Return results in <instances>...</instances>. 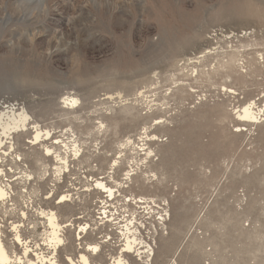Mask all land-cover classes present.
<instances>
[{"label":"rangeland","instance_id":"374dc122","mask_svg":"<svg viewBox=\"0 0 264 264\" xmlns=\"http://www.w3.org/2000/svg\"><path fill=\"white\" fill-rule=\"evenodd\" d=\"M67 96L79 99L75 110L63 104ZM250 102L264 112V0H0V110L24 107L54 131L60 143H48L70 164L60 181L55 156L43 154L41 176V150L18 139L35 178L12 175L22 181L12 185L11 214L2 220L8 246L14 224L31 245L42 244L37 211L50 207L62 225L74 224L63 233L68 245L57 249L60 264L77 256L78 224L90 227L82 242L102 241L86 221L89 192L61 210L53 202L103 178L130 197L167 203L169 221L149 238L156 242L151 264H203L209 246L220 264H264V121L243 126L236 114ZM143 148L157 161L146 164V178L124 183L125 161ZM240 189L250 196L242 210L233 204ZM248 218L262 225L259 232L243 227ZM114 237L90 257L94 264L118 255Z\"/></svg>","mask_w":264,"mask_h":264},{"label":"bare ground","instance_id":"6f19581e","mask_svg":"<svg viewBox=\"0 0 264 264\" xmlns=\"http://www.w3.org/2000/svg\"><path fill=\"white\" fill-rule=\"evenodd\" d=\"M225 91H227V89H225ZM229 92L234 94L233 91H229ZM140 95H142V94H140ZM79 103H80L79 99H77L73 96H67V97L63 98V104L66 107H68V110L74 109L75 107H77V105ZM236 114H237V119L239 120V122L243 123V126H252V125L257 124L256 122L264 121V112H263L262 108L259 109L256 107L255 102H250V103L246 104ZM241 129H242V126H241ZM241 129L239 127V131H242V130L245 131L244 128L242 130ZM28 136H30V137H28ZM20 137H22L24 140H26L27 146L30 145L31 147H34V148L27 147V150H29V151L30 150L31 151L38 150V149L41 150V159H37L35 161L36 164L39 165V175L41 174V176H43V174L47 173V167L44 166L45 160H44V158L42 159L43 154L47 155V156L48 155L50 156L53 154V156H55L54 160L56 161V163H53L54 164L53 167L55 168L53 172L55 173L56 176L60 177V179H59L60 181H61V175L66 173L68 168L70 167L68 157H66V156L61 157L62 155H59L58 151L53 150V146L52 147L50 146L51 144L49 145V143H50L49 141L52 140L53 142H51V143H55V141H57V139H55L56 137H54V131L51 132V130L42 128V126L38 123V121L35 120L24 107H20L17 104L7 106L5 109L0 110V264H60L58 261L57 249L62 244H64V246L68 245V243L65 240V236L63 233H64V230L66 228L69 229V227H71V226H73L72 228H74V224L72 223L73 222L72 219L71 220L68 219L62 225L59 222V215L56 212L57 211L56 208L50 207V208H48V210L47 209H38V211L36 210L37 207H33L32 210L29 208V211L31 213L30 214L31 219H32V213L35 214V212H34L35 210L39 213L40 216L43 217L42 219H44L43 220L44 223L42 224V228L44 230H43V234L41 235V237L43 239V240H41L42 244H39L38 242H36L33 245H31V242H29L26 238H23V236L20 232V231H22L21 224H14L13 226H11V229L8 227V229L11 231V232L9 231V233H10L9 236L11 237L9 246L6 242V236L7 235H6V231L4 230L5 226L3 225L2 220L5 217H7V214L10 213V212L7 213L8 211H6L7 210L6 206L9 203V206L11 207V205H12L11 202L13 199V193H15L17 191L15 189H13L12 185L16 184L17 182L22 181L18 178H15V177H13V179H16V180H13V179L11 180L12 175L15 173V176H16L17 175L16 173H18V174H21V176H25L26 178L25 177L24 178L27 179L26 183H28V181H29L28 179L35 178L34 177L35 172H33L32 170L29 171V169L27 171V169L24 168L25 163L28 162L30 159H29V155H28L29 153L21 152L22 153L21 154L18 151V148H17L18 147V139ZM24 143H25V141H24ZM59 143L60 142H58V144ZM64 143H65V141H64ZM64 143L61 142V145H64ZM19 144H21V143H19ZM23 145L21 144L20 146H23ZM75 145H76L75 141H73L72 147L74 149L71 151L72 159L76 158L79 154V150H78L79 148H77V146H75ZM129 146H130V143H129ZM24 150H25V147H24ZM12 161L14 163H16L17 165H13ZM19 165H21V166H19ZM53 167H50V169L52 170ZM41 176H40V178H41ZM102 179L103 178L96 179L94 181L95 187H96L95 190H99L102 193H108L109 196H112V187L108 186L107 182H102ZM56 184H58V183H56ZM116 184L114 183V185H116ZM58 187H59V185H58ZM117 187L121 188L118 185H117ZM23 189H26V187L24 186ZM121 189H123V188H121ZM23 191H24L23 192L24 195L26 196V193H27L26 190H23ZM37 191H38V189H37ZM49 194H47V195H49ZM47 197H49V196H47ZM47 199H46V201H49ZM72 200L69 202L68 199L66 198V196H63L61 198H58L57 202L55 204L53 202V206L57 207L61 210V207H67L68 204H72ZM134 200L136 201L135 203H137V200H140V197L138 199H135V197H134ZM28 203H30V201L26 202V207H23V209H25V210L28 209V206H27V205H29ZM54 210H56V211H54ZM22 217L26 218V214L24 212L22 213ZM16 218H17V216H16ZM14 220H16V219H14ZM4 221H5V219H4ZM21 221H23V220H21ZM12 222L14 223V221H12ZM26 224H28V223H26ZM124 228H125V232L122 233L124 238L126 239L125 247H123L124 251H121L118 253V251L120 250V249H118L116 252L118 255L112 256L108 260V262L104 263V264H131L128 262L127 257H125L124 255L131 256V254H132L131 252H133V250H134L133 246L136 243V241H139V237H137V235L134 233L136 230L133 231V229H131L128 225H126ZM77 229H78L77 234L75 232H72V235H73L72 237L75 241L74 249L78 250V247H79L80 251L85 253V254L80 253L78 251L76 257H74L73 255H66V257L65 256L63 257V259L65 261L67 260L66 263H64V264H94L90 257L97 256L98 254L102 253L101 251L103 248L109 247L107 245L104 246V244H107L109 242V241H107V238H110V236L112 238V234H110L108 232V230L105 231V230H102V229L99 230L96 228L95 229L96 232L100 231V232L96 233L97 235L103 234L102 237L99 239H104V241H99L96 243L95 242L84 243V242H82V240H84L85 236L88 235V234H86L87 225L85 226L84 224H82V226H80L78 224ZM23 233L25 235V231ZM81 234H83L84 236ZM31 238H33V237H31ZM64 240H65V242H64ZM76 241H77V243H76ZM82 243H84V244H83V247L81 248ZM97 243L101 247L100 250H99V245ZM46 247L48 248L47 249L48 252H45ZM143 249L146 250V245H144L142 247V250ZM140 254H141L140 251H136L135 257L136 256L140 257L141 256ZM77 257H78V259H77ZM139 259H141V257ZM139 259H137V261H140ZM141 260H143V259H141ZM173 264H177V262L175 260H173Z\"/></svg>","mask_w":264,"mask_h":264},{"label":"built area","instance_id":"2783aa9c","mask_svg":"<svg viewBox=\"0 0 264 264\" xmlns=\"http://www.w3.org/2000/svg\"><path fill=\"white\" fill-rule=\"evenodd\" d=\"M148 153L149 151L143 148L139 150L137 155H131L130 159L125 161L127 166L121 174V180L124 183L127 184L130 180H134L138 174H143L145 178L147 177L150 171V167H148L149 164H152L153 161H157L154 154ZM117 160H119V156L117 157ZM146 164H148V166H146ZM149 176V178H152L151 174H149ZM78 189L79 188L72 187V192L76 191L77 193H68L61 197L66 196L69 202L73 199V203L74 200L77 199L75 197H77L78 194L89 192V196H92V206L91 211L89 212V214L91 213L90 219L86 221L94 227L98 226L100 229H107L112 236L115 235V243H117V249H120L119 252L124 251L123 247H125L126 239L122 234L125 232L124 227L128 225L133 231L136 230L134 233L139 237V241H136L134 244V250L131 252V255L135 257L136 251H140V257L143 260L139 259L140 257L138 256L135 258L139 259V262L142 264H149L153 256V251L156 249V242L154 240L153 243L149 242V238L153 235L156 240L159 232L164 230V224L169 221V216L167 214L168 211L166 209L168 205L165 203V200L140 197V200H137V203H135L136 201L134 200V197L124 194V191L121 188H112V196H109L108 193H102L99 190H95L96 187L94 182L90 189L87 188L83 191H78ZM249 197V194L243 189L238 190L233 199V204L236 209L242 210V208L248 203ZM262 206L264 207V203H262ZM84 225H87V234L90 227L87 223H84ZM243 227L257 233L261 230L262 225L258 224L257 221H251V219L248 218L244 220ZM155 229H157L158 232ZM77 233L78 229L76 231V234ZM197 235L202 240H205L208 237L207 233H204V231L199 229ZM102 241H104V239H102ZM107 241H110V238H108ZM83 244L84 243H82V245ZM107 244H109V242ZM144 245H146L147 251L145 249L142 250ZM76 251H80V248L78 247V250ZM203 264H220L219 255L211 246L205 247L203 250Z\"/></svg>","mask_w":264,"mask_h":264}]
</instances>
